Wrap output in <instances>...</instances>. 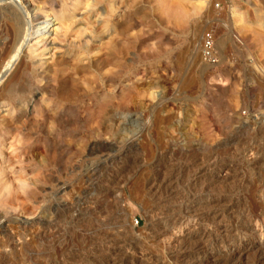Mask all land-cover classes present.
<instances>
[{
  "label": "rangeland",
  "instance_id": "374dc122",
  "mask_svg": "<svg viewBox=\"0 0 264 264\" xmlns=\"http://www.w3.org/2000/svg\"><path fill=\"white\" fill-rule=\"evenodd\" d=\"M173 1L182 19L164 0H31L70 32L62 72L40 70L48 54L1 65L0 264H264L236 209L232 251L173 262L149 234L179 214L209 229L230 192L264 227V0ZM106 36L116 60L97 71Z\"/></svg>",
  "mask_w": 264,
  "mask_h": 264
},
{
  "label": "bare ground",
  "instance_id": "6f19581e",
  "mask_svg": "<svg viewBox=\"0 0 264 264\" xmlns=\"http://www.w3.org/2000/svg\"><path fill=\"white\" fill-rule=\"evenodd\" d=\"M0 1H3V0H0ZM41 3H42V1H41ZM163 3H165V5H164L165 6L164 9L166 10L165 12L169 13L173 17L177 16V18H181L182 19V16L185 15V10H183L181 8L182 5H180V3L178 5L180 7H178L177 6L178 3L176 1H173V0L172 1L171 0H164ZM5 4L6 5H4V4L1 5L0 4V75L4 73V72L1 71V67H2L1 65H3L2 64L3 62L4 63L7 62L8 65H6V68H5L7 70L14 64L15 61L20 60L21 63H23V65H25V64H27L29 62L32 63V60H34V58L36 56H40L41 57V56H45L46 54H48V55L45 56V60L41 61V63H38L41 66V68H42L40 70H42V71L46 70L47 72H51L52 74H56L58 72H62L64 70V66L66 65V64H64L65 63V59L55 55L54 53L59 48V47H57V45L58 46L59 45H63L65 43V41H67L69 39L67 32H70V31H64L63 30L62 25H64V24L59 23L61 21V19H60L59 22L58 21L55 22L56 25H54V21L56 19L59 20L58 17L55 18V20L52 21L51 17L49 18L47 15H45V16L42 15V13H43L42 12V6H38V8L34 9V7L32 6L31 0H22V1L18 0L17 2L13 1V0H8ZM60 10H62V9H60ZM80 22H82V21L80 20ZM75 23H77V22L75 21ZM65 24L68 25L67 23H65ZM76 29H78V28H76ZM47 40H49V41L46 42ZM112 40H113V37L109 38L108 36L99 38L98 45H96L93 49H90L87 52V57L85 58V60H87V62H88V60H90V57L91 58L93 57L94 63H95V69L97 71H100L101 69H103L104 67H106L110 63H112V61L116 60L114 58V55H113L114 45H113V41ZM37 44H41L39 46H41L42 48L40 49V51H39V53L37 55H34L33 54L34 46L37 45ZM72 53H73V51H72ZM88 69H90V68H88ZM3 89H4V85L3 86L1 85L0 94L2 93L1 91H3ZM6 90H7V88H6ZM157 190H155V191L157 192ZM151 194H152V192H151ZM221 195H220L221 196L220 198H218L216 200H210L207 203L208 206H206L205 214L206 215H210V219L211 220H209V221H211V227L209 229L205 228V229L196 230V229H194L195 226H194V228L191 225L189 226L188 225L189 223H187L188 221L186 222V220H183L181 218V216H179L180 215L179 214L178 217L172 216L173 219H172V217H169L166 220L165 219L163 220V219L160 218V220L157 221L156 223L153 222L154 224H153L152 234L149 233L151 235V239L153 241H159L160 240L161 244L163 243L164 248L166 250L170 251V255H168V256H170V258L174 259L173 262L174 261H177V262L180 261V263H182L181 261H183V262L185 260L187 261V259L190 256V254H192V257H193L194 254L200 255V256H208L209 254H212L214 252L212 250V247H215V246H216L217 249H219L221 247L222 248L224 247V248H227V249L229 248V250L232 251L233 248L231 247V245L234 244L236 241L241 240L243 235L240 234V233H242V232H240V233H236V237H234V235L232 236L230 234L232 232L228 228V225L231 222L228 223V224H223V223H224L225 219H226L227 222L230 221L229 214L233 213V211L235 209H236L235 211L239 212V214L245 213L244 215L246 217H248L249 220L251 218V221H250L251 233L255 234L257 238H260V240H261V238L263 239L264 238V232H263L264 229L261 230V228H264V227H262L260 225L261 228H259L260 226L259 227L257 226V224L254 222L253 217L249 216L250 212L249 213L246 212V209H245L246 207L244 208L242 206V207L239 208V203H238V200H239L238 196L239 195L237 196L233 192H230V194H228V195H226V194H221ZM155 200H157V199H155ZM207 201H208V199H207ZM198 202H199V200H198ZM180 203H182V202H180ZM180 203H179V205H180ZM200 208H202L201 204H200ZM261 212H263V210ZM259 216L260 215H258V217ZM258 217H257V219H258ZM245 219H247V218H245ZM245 219H244V222L246 221ZM167 221H171L170 229H165V228L162 229L163 228V224L165 222H167ZM205 222H207V221H205ZM166 224H168V223H166ZM250 224L248 226H250ZM118 225H120L119 227L122 228L121 224H118ZM118 225L116 224L117 227H118ZM164 226L166 227L168 225H164ZM234 226H235V224H234ZM240 227H241V225H240ZM231 229H232V231L234 230L233 228H231ZM246 232L248 233V231H246ZM113 233H112V235H113ZM103 234H104V232H103ZM116 234L117 233H115V235ZM244 234H246V233L244 232ZM249 234H250V232H249ZM105 238H107V237H105ZM107 242L110 245V242L108 240H107ZM118 243L119 242H117V244ZM122 244H123V242H122ZM190 244H191V246L194 245V249L188 250V248L191 247V246H187V245H190ZM115 245H113V247ZM118 245L121 246L120 243ZM128 249L129 248H127V250H125V252L128 251ZM189 249H191V248H189ZM107 251H108V249H107ZM134 251H135V248H134ZM118 252L120 253L121 250L118 251ZM128 252H130V250ZM135 253H137V252H135ZM140 253L142 254V252H140ZM140 253H139V256H140ZM222 255H224V254H222ZM226 255H228V254H226ZM240 255H242V254H240ZM115 258H117V257H115ZM122 258H123V255H122ZM166 258H167V256H166ZM237 258H239V257H237ZM129 259L130 260H128L127 264H135V262H136L135 258L132 257V258H129ZM147 259H148V257H147ZM193 260L197 261L196 257H195V259L193 258ZM259 260H258V258L256 260H253L252 264H258L260 262ZM188 262H189V260H188ZM124 263H126V262H124ZM139 264H140V262H139ZM174 264H175V262H174ZM237 264H238V262H237Z\"/></svg>",
  "mask_w": 264,
  "mask_h": 264
},
{
  "label": "built area",
  "instance_id": "2783aa9c",
  "mask_svg": "<svg viewBox=\"0 0 264 264\" xmlns=\"http://www.w3.org/2000/svg\"><path fill=\"white\" fill-rule=\"evenodd\" d=\"M204 41H205L206 45L209 44L208 38H205Z\"/></svg>",
  "mask_w": 264,
  "mask_h": 264
}]
</instances>
